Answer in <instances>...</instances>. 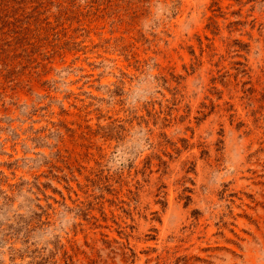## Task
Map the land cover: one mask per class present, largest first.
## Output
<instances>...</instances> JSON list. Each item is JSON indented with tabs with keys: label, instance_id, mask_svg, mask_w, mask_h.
I'll list each match as a JSON object with an SVG mask.
<instances>
[{
	"label": "rangeland",
	"instance_id": "rangeland-1",
	"mask_svg": "<svg viewBox=\"0 0 264 264\" xmlns=\"http://www.w3.org/2000/svg\"><path fill=\"white\" fill-rule=\"evenodd\" d=\"M0 264H264V0H0Z\"/></svg>",
	"mask_w": 264,
	"mask_h": 264
}]
</instances>
